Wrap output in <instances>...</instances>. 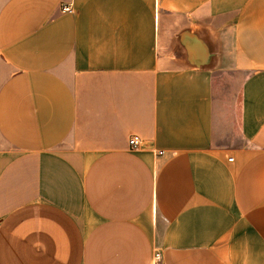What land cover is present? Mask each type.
<instances>
[{"label":"crops","instance_id":"crops-1","mask_svg":"<svg viewBox=\"0 0 264 264\" xmlns=\"http://www.w3.org/2000/svg\"><path fill=\"white\" fill-rule=\"evenodd\" d=\"M0 264H264V0H0Z\"/></svg>","mask_w":264,"mask_h":264},{"label":"rangeland","instance_id":"rangeland-1","mask_svg":"<svg viewBox=\"0 0 264 264\" xmlns=\"http://www.w3.org/2000/svg\"><path fill=\"white\" fill-rule=\"evenodd\" d=\"M241 77L240 73H219L215 76L214 91L217 109L227 111L230 105L240 103L241 96L238 90Z\"/></svg>","mask_w":264,"mask_h":264},{"label":"built area","instance_id":"built-area-1","mask_svg":"<svg viewBox=\"0 0 264 264\" xmlns=\"http://www.w3.org/2000/svg\"><path fill=\"white\" fill-rule=\"evenodd\" d=\"M63 9L71 11L70 7H64ZM129 144L131 145V147L137 148L143 144V140L139 135H132L129 139ZM229 160L232 161L233 157H230ZM159 259H160V254L156 253L155 260L159 261Z\"/></svg>","mask_w":264,"mask_h":264}]
</instances>
